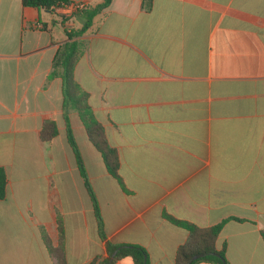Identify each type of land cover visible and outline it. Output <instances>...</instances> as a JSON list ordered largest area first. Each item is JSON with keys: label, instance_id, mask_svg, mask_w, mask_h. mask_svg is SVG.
Returning <instances> with one entry per match:
<instances>
[{"label": "crops", "instance_id": "crops-1", "mask_svg": "<svg viewBox=\"0 0 264 264\" xmlns=\"http://www.w3.org/2000/svg\"><path fill=\"white\" fill-rule=\"evenodd\" d=\"M80 19L0 0V264H58L57 248L65 264L107 256L67 142L62 82L48 78ZM75 39L74 78L119 155L123 187L68 112L106 240L174 264L188 232L168 215L221 225L227 264H264V0H111ZM46 120L58 134L43 142Z\"/></svg>", "mask_w": 264, "mask_h": 264}, {"label": "trees", "instance_id": "trees-1", "mask_svg": "<svg viewBox=\"0 0 264 264\" xmlns=\"http://www.w3.org/2000/svg\"><path fill=\"white\" fill-rule=\"evenodd\" d=\"M110 2L111 0H103L93 8H87L85 6L82 10L77 11L83 17V25L79 30L74 32H69L66 29L64 30L67 41L62 49L56 54L48 78L52 79L58 77L62 82V119L65 125L67 142L72 150L77 168L84 182V187L89 196L97 224L99 238L105 242L107 256L101 261V264H116L117 261L127 257L131 258L133 264H150L147 251L143 247L131 244H112L106 240L98 200L88 180L83 159L74 139L68 118V112L74 111L77 113L89 142L101 155L107 172L119 182L120 186L123 187L120 177L118 176V152L109 145L103 127L96 120L91 107L88 104V94L79 86L74 78V68L82 53V41L79 39L73 40V38L82 36L90 27L93 18L106 8ZM67 4H71V2L69 0H22V5L25 7H32L46 11H53L55 8H61L63 5ZM67 21L68 18H64L62 20V25ZM57 134L58 128L55 121L46 120L42 124L40 130L41 141L48 142L56 137ZM5 194L6 174L4 170L0 168V201L5 198ZM164 218L172 225L183 228L188 232L187 240L177 249L174 264H188L190 258L198 254L203 256L192 261L191 264H198L200 262L227 264L224 249L222 248L218 250L216 248V240L221 231V225L200 228L194 224L176 220L168 215H164ZM115 251L116 255L110 262V257ZM51 252L57 259L58 264H65L61 248L51 249Z\"/></svg>", "mask_w": 264, "mask_h": 264}, {"label": "built area", "instance_id": "built-area-1", "mask_svg": "<svg viewBox=\"0 0 264 264\" xmlns=\"http://www.w3.org/2000/svg\"><path fill=\"white\" fill-rule=\"evenodd\" d=\"M84 7V3H71L63 5L61 8H55L54 10L59 11L63 16H68L73 12L82 10Z\"/></svg>", "mask_w": 264, "mask_h": 264}, {"label": "water", "instance_id": "water-1", "mask_svg": "<svg viewBox=\"0 0 264 264\" xmlns=\"http://www.w3.org/2000/svg\"><path fill=\"white\" fill-rule=\"evenodd\" d=\"M115 255H116V251L112 253V255H111V257H110V260H109L110 262H111V260L113 259V257H114ZM202 256H203V255H201V254H198V255H194V256H192V257L190 258L188 264H191L192 261H195V260L201 258Z\"/></svg>", "mask_w": 264, "mask_h": 264}, {"label": "rangeland", "instance_id": "rangeland-1", "mask_svg": "<svg viewBox=\"0 0 264 264\" xmlns=\"http://www.w3.org/2000/svg\"><path fill=\"white\" fill-rule=\"evenodd\" d=\"M81 25H83V20L82 19L78 20V26H81Z\"/></svg>", "mask_w": 264, "mask_h": 264}]
</instances>
